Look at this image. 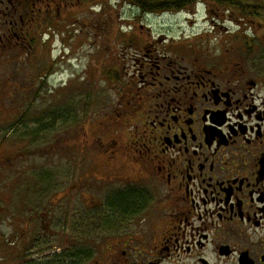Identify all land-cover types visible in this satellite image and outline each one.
<instances>
[{"label": "flooded vegetation", "instance_id": "1", "mask_svg": "<svg viewBox=\"0 0 264 264\" xmlns=\"http://www.w3.org/2000/svg\"><path fill=\"white\" fill-rule=\"evenodd\" d=\"M155 1L170 9L128 23L130 35L135 23H147L144 35L129 39L134 64L119 81L130 102L131 144L103 146L115 163L77 167L69 160L65 176L50 160L37 162L27 179L35 194L20 187L14 193L25 215L21 264H264V73H254L232 48L154 39L149 25L203 3L210 23L253 30L252 37L225 31L223 40H261L263 11L249 17L238 8L234 15L231 0ZM45 10L41 0H0V69L9 53L29 54L40 44ZM8 90L0 77V149L17 120L27 118L23 111L9 127ZM28 118L34 127L24 135L17 128L14 138L34 144L39 118ZM10 155L5 150L0 162ZM32 202L37 208L28 213ZM59 228L67 238L61 248L53 240ZM35 229L44 238L33 242ZM29 242L34 247L24 250Z\"/></svg>", "mask_w": 264, "mask_h": 264}, {"label": "rangeland", "instance_id": "2", "mask_svg": "<svg viewBox=\"0 0 264 264\" xmlns=\"http://www.w3.org/2000/svg\"><path fill=\"white\" fill-rule=\"evenodd\" d=\"M41 7L46 10L41 14L40 44L29 54L26 50L18 55L9 53L7 68L0 69V77L9 87V127L23 111L27 117L34 112L48 117L57 110L72 114L65 124L55 123L50 131H44L37 143L14 138L15 130L2 141L0 159L5 150L11 155L0 162V264H21V249L9 245L15 242L21 246L24 239L23 205L19 207L14 193L19 187L25 194L34 191L27 179L33 176L37 162L50 160L51 169L56 167L57 175L65 176L70 161L77 167L88 166L93 160L101 165L110 160L104 152L106 143L116 141L125 147L133 135L132 119L128 118L130 102L122 97L119 81L132 70L134 46L129 39L137 40L146 33L145 19L135 23L137 34L130 35L133 30L128 23L140 14L125 0H41ZM149 25L154 39L162 34L175 46L232 48L254 73H264V36L252 41L246 36L223 40L225 31L247 30L252 37L253 30L243 23H210L203 3L177 14H164ZM253 28L258 32L256 25ZM247 48L248 54L243 53ZM35 207L32 202L28 213ZM59 231L53 239L57 248L67 239L64 229ZM32 236L33 242L44 238L39 229L32 231ZM30 247H34L31 242L24 250Z\"/></svg>", "mask_w": 264, "mask_h": 264}, {"label": "trees", "instance_id": "3", "mask_svg": "<svg viewBox=\"0 0 264 264\" xmlns=\"http://www.w3.org/2000/svg\"><path fill=\"white\" fill-rule=\"evenodd\" d=\"M128 4H129V0H125ZM131 3L129 4L130 6H132L134 9L136 8L137 10H139V12H141L142 14H151V13H155L164 9H170L169 8H165L162 7L161 4L159 3V1H152V0H130ZM226 3L225 0H218V3ZM259 2H261V0H231V6H232V10L235 13V11H237V9L239 8V10H242L243 12L247 13L249 17L254 16H260L261 14V10L263 11L264 14V4L261 6L260 8V4ZM180 9V8H179ZM245 14V15H247ZM251 41L253 39H250ZM71 111H60L57 110L55 111V113H51L48 117H43L42 115H40V113L37 114V118H39V126H35V133H37L38 135H42L44 131H50V128H53L55 123H61V122H66V118H69V116H71ZM33 118H30V120H32ZM26 121V123H25ZM29 118H25V117H21L17 120V122L19 123V125H15V133H17V128L24 130L21 135H24V133L27 132L26 128H28L29 126H31L29 129H31L32 127H34L33 125H30V122L28 124ZM12 128V127H11ZM10 128V129H11ZM39 128V129H38ZM37 131V132H36ZM21 197V196H20ZM23 199L20 198L18 201V204L21 203ZM5 243L2 244H6L7 240H4ZM9 245L11 246H16L19 250L21 248L20 245H16L15 242H10ZM22 249V248H21ZM18 252V251H17ZM19 253V252H18ZM21 253V252H20ZM20 256V255H18ZM60 264V263H59Z\"/></svg>", "mask_w": 264, "mask_h": 264}]
</instances>
